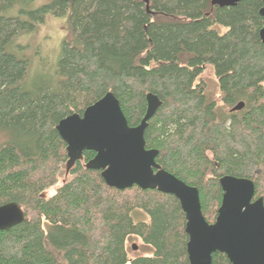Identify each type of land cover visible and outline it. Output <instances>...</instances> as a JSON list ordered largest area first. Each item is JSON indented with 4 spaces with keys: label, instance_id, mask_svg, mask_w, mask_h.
Masks as SVG:
<instances>
[{
    "label": "trees",
    "instance_id": "16d2710c",
    "mask_svg": "<svg viewBox=\"0 0 264 264\" xmlns=\"http://www.w3.org/2000/svg\"><path fill=\"white\" fill-rule=\"evenodd\" d=\"M31 1L0 0V130L13 134L0 144V205L16 201L24 213L0 230V264H188L185 216L172 194L107 186L84 166L91 150L56 186L67 156L55 125L108 90L129 125L143 116L145 94L158 95L145 146L198 188L207 221L224 174L252 179L264 202L263 0H50L28 8ZM66 12L73 39L63 43L56 81L29 89L27 59L8 46L46 14ZM207 65L215 91L200 78ZM132 235L151 253L130 257ZM211 264L230 263L215 251Z\"/></svg>",
    "mask_w": 264,
    "mask_h": 264
},
{
    "label": "water",
    "instance_id": "95a60500",
    "mask_svg": "<svg viewBox=\"0 0 264 264\" xmlns=\"http://www.w3.org/2000/svg\"><path fill=\"white\" fill-rule=\"evenodd\" d=\"M238 1L211 0V4L234 5ZM258 12L264 17V4ZM258 35L264 43V25ZM145 101V112L136 125L128 124L118 98L110 90L82 113L62 117L55 128L66 144L65 172L82 159L85 150H91L94 155L84 166L99 170L107 186L124 189L136 185L175 196L185 216L188 264H211L215 251L224 253L230 264H264V202L262 195L254 196L253 180L233 174L220 176V204L214 220L207 221L198 188L161 167L155 160L158 149L145 146L144 130L162 102L153 92L145 94ZM243 106L244 102L239 101L231 110ZM23 217L16 201L1 204L0 230L8 229Z\"/></svg>",
    "mask_w": 264,
    "mask_h": 264
},
{
    "label": "rangeland",
    "instance_id": "374dc122",
    "mask_svg": "<svg viewBox=\"0 0 264 264\" xmlns=\"http://www.w3.org/2000/svg\"><path fill=\"white\" fill-rule=\"evenodd\" d=\"M50 0H32L28 8H35L42 3L49 2ZM73 39L68 12L55 16L52 14H46L44 20L26 32L18 33L11 43L9 44V50L18 56H22L27 59V73L25 76L24 84L29 89L40 88L45 84H52L57 78V63L61 55V50L64 42L71 41ZM200 78L204 79L211 90L215 91V74L211 65H207ZM13 134L9 129L0 130V144L4 143L8 139H12ZM65 165L62 168V172L58 177V184L61 183L63 178H67L68 175L65 172ZM55 186V185H54ZM55 186V187H56ZM142 215L144 219H147V215L142 212H133V218ZM47 225V224H45ZM132 244H136V248H132ZM128 255L135 257L137 255H148L151 253L150 247L145 245L141 238L136 235L128 237L126 241Z\"/></svg>",
    "mask_w": 264,
    "mask_h": 264
}]
</instances>
